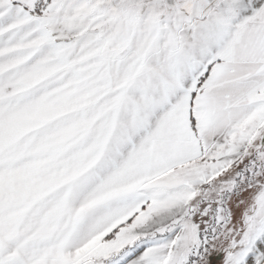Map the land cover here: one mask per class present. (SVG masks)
<instances>
[{
	"label": "snow or ice",
	"instance_id": "snow-or-ice-1",
	"mask_svg": "<svg viewBox=\"0 0 264 264\" xmlns=\"http://www.w3.org/2000/svg\"><path fill=\"white\" fill-rule=\"evenodd\" d=\"M0 264H264V0H0Z\"/></svg>",
	"mask_w": 264,
	"mask_h": 264
}]
</instances>
